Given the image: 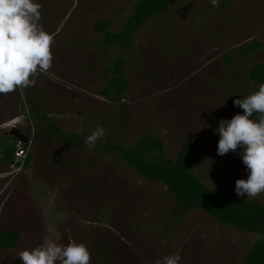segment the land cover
<instances>
[{
    "label": "rangeland",
    "instance_id": "1",
    "mask_svg": "<svg viewBox=\"0 0 264 264\" xmlns=\"http://www.w3.org/2000/svg\"><path fill=\"white\" fill-rule=\"evenodd\" d=\"M136 1L38 0L44 29L61 28L52 53L71 41L80 53L68 45L75 63L69 68L85 73L71 78L69 92L68 81L58 75V90L52 89L66 112L45 102L51 87L42 75L33 87L0 95V135L12 125L34 134L30 168L12 167L13 162L3 173L0 163V229L20 235L15 247L0 248V264H23L21 250L57 234L65 244L69 238L85 243L91 264H154L173 253L181 256L179 264H243L260 237L221 225L198 209L175 219V198L163 184L139 176L111 150L89 149L85 139L97 126L105 130L99 147L107 140L131 147L151 134L164 141L170 159L191 141L197 147L193 171L204 185L264 203V194L237 195L236 181L249 175L239 155L243 149L219 155L216 131L221 119L243 114L234 101L255 91L248 72L264 63V0H219L218 7L210 0H179L147 21L130 48L105 45L94 23L109 19L111 31L119 32ZM252 41L260 42V49L244 55ZM87 52L92 71L84 69ZM117 58L131 91L112 103L96 90L110 80ZM54 64L51 69L63 70ZM37 94L50 120L76 138L54 136L32 114Z\"/></svg>",
    "mask_w": 264,
    "mask_h": 264
},
{
    "label": "trees",
    "instance_id": "2",
    "mask_svg": "<svg viewBox=\"0 0 264 264\" xmlns=\"http://www.w3.org/2000/svg\"><path fill=\"white\" fill-rule=\"evenodd\" d=\"M177 1L179 0H137L132 13L119 32L111 31L112 21L109 19L97 20L94 29L103 36L105 45L128 49L147 21L163 14ZM260 47V42L252 41L245 46L244 55L254 53ZM248 74L254 90L257 91L259 85L264 83V63L252 66ZM130 91V83L123 71V60L117 58L114 61L110 80L98 89V95L115 103ZM39 111L40 108L33 109L32 113L38 114ZM43 120L47 122L54 136L76 138L51 123L46 116H43ZM17 141L16 139L5 152L3 159L6 162L14 160ZM94 149L117 153L139 176L163 184L175 198V219L189 210L198 209L213 217L221 225L232 226L244 233L258 234L260 237L248 249L242 261L243 264H264V203L258 199L243 200L204 185L201 178L193 171L197 157V147L193 142H185L175 159L166 157L164 141L151 134L142 135L131 147L107 140V144L102 143L100 147L96 142ZM30 163L29 155L24 167L29 168ZM19 240L20 235L15 230L0 229V248H13Z\"/></svg>",
    "mask_w": 264,
    "mask_h": 264
},
{
    "label": "clouds",
    "instance_id": "3",
    "mask_svg": "<svg viewBox=\"0 0 264 264\" xmlns=\"http://www.w3.org/2000/svg\"><path fill=\"white\" fill-rule=\"evenodd\" d=\"M210 2L219 6V0ZM41 9L38 0H0V95L35 86L36 77L48 74L52 67L54 37L40 23ZM234 103L243 114L221 119L216 129L220 136L217 152L225 155L242 147L239 155L249 175L236 181L235 191L240 197H257L264 194V83ZM104 135L105 130L97 126L85 139L86 146L94 148ZM61 240L58 234L55 239L46 238L35 247L21 250L18 257L23 264H91L85 243L69 238L65 244ZM180 260L179 253H173L154 264H179Z\"/></svg>",
    "mask_w": 264,
    "mask_h": 264
},
{
    "label": "crops",
    "instance_id": "4",
    "mask_svg": "<svg viewBox=\"0 0 264 264\" xmlns=\"http://www.w3.org/2000/svg\"><path fill=\"white\" fill-rule=\"evenodd\" d=\"M49 21H51V20H46V22L48 23ZM61 24L59 25L60 27L62 26H65L66 25V23L63 25L62 24V20H61V22H60ZM59 29H61V28H59ZM59 29H57L56 31H53L51 34L53 35V37L55 38L56 37V35H58L59 34V32L61 31H59ZM66 38V37H65ZM67 40H68V38H66ZM72 42L70 41V43L68 44L70 47H73V46H71L70 44H71ZM53 45H56V42H54V44ZM68 45L66 44V41H63V46H62V50L64 51V53L66 54H64L63 53V51H61V50H59V49H54V54H53V56L55 57L54 59H53V61H55V66L58 68L59 66H61V68L63 69L62 71H60V70H53V69H51V71L49 70V73L48 74H40V75H42V78L44 77V78H46L47 80H48V83L50 84V87H51V89H50V91H45V97H48L47 99H46V101L45 102H48V99L51 101V102H54V104H53V107H56V108H63L64 109V112H66V110L65 109H67L66 107H67V105L66 104H63V105H61V104H59V103H57L59 100H57V96L58 95H55V94H57V92L58 91H55V90H58L57 89V87H59L58 86V81H60V76H58V75H61V77H63V78H65L68 82H66L67 83V87H65V90L64 91H66V89H67V92H69V91H71L72 89L69 87V86H72L73 84L71 83V82H73L72 81V77L73 78H75L74 76H77V74H84L85 72H82V70L81 69H79V67H78V69L80 70L79 72H77V71H74L73 69H71V68H69V66H70V64H69V62H71V65L73 66V67H75V63L74 64H72V61H73V59L71 58V53L68 55L67 53H68ZM65 46V47H64ZM81 46V45H80ZM89 46H90V54H93L94 53V51H92L93 50V48H92V46H93V44H90L89 43ZM69 47V48H70ZM83 47H85V48H89L88 47V44L86 45V43H84V46ZM82 47V51H83V48ZM66 48V49H65ZM74 48V47H73ZM72 49V48H71ZM74 49H76V48H74ZM85 50V49H84ZM76 51H77V49H76ZM86 51V50H85ZM84 52V51H83ZM77 53L79 54L80 52L79 51H77ZM90 54H89V52H87V54H84V59L82 60V58H79V60H78V62L79 61H85V62H83L84 64H85V71L87 70V71H89V70H91L92 71V69H90L91 67V65H90V63L89 62H87L86 60H88L89 58V56H90ZM65 55V58L63 59L62 57ZM77 56V55H76ZM73 57V56H72ZM71 58V59H70ZM63 59V60H62ZM60 60V63L58 62ZM71 60V61H70ZM87 63V64H86ZM53 65V66H54ZM81 68V67H80ZM84 71V70H83ZM90 71V72H91ZM54 72H55V74H54ZM60 72H64L63 74L62 73H60ZM79 79H80V77H79ZM61 85V84H60ZM61 86H63V85H61ZM64 87V86H63ZM101 87H103V86H99V88H101ZM52 88H56L55 90L54 89H52ZM99 88H97V93H98V89ZM20 90V89H19ZM84 90V89H83ZM80 93V92H79ZM52 96H54L55 98H52ZM99 96V95H98ZM101 97V96H100ZM102 99L104 98V97H101ZM34 108H32V110L33 109H41V111H39L38 112V114H33L38 120H43V116H46L48 119H49V121L51 122V123H54V124H56L55 122H53V121H51L50 120V116L49 115H46L45 114V112H44V110H43V98H42V95L41 94H37V95H35V98H34ZM79 102V101H78ZM57 103V104H56ZM68 104H71V103H68ZM32 110H31V112H32ZM44 121V120H43ZM47 123V122H46ZM56 125H58V124H56ZM25 135H27L23 130H21V128H19V126L17 125V128H15V129H13V130H10L9 132H6V133H3V135H0V163L1 164H3V165H5L3 168H1L2 170H3V173H7V167L8 166H6V165H11L13 162H14V160H15V158H14V160L13 161H11V162H6L4 159H3V157H4V154H5V152L6 151H8L9 149H10V145L11 144H14V142L16 141V139L18 140L19 138H18V136L19 137H21V138H25ZM4 137H5V139H4ZM10 137V138H9ZM6 138H9L10 140H6ZM30 156H31V162H32V159H33V152H31L30 153ZM30 165H31V163H30ZM29 168H30V166H29ZM6 185V184H5ZM2 186H4V185H2Z\"/></svg>",
    "mask_w": 264,
    "mask_h": 264
},
{
    "label": "built area",
    "instance_id": "5",
    "mask_svg": "<svg viewBox=\"0 0 264 264\" xmlns=\"http://www.w3.org/2000/svg\"><path fill=\"white\" fill-rule=\"evenodd\" d=\"M18 120V119H17ZM20 122V119L18 120ZM13 127V125H12ZM34 141V134L32 133L31 136H26V139L24 141L18 140L16 143V150H15V160L12 167L17 166L18 169H22L24 167V163L29 157L31 153V147L33 145Z\"/></svg>",
    "mask_w": 264,
    "mask_h": 264
},
{
    "label": "water",
    "instance_id": "6",
    "mask_svg": "<svg viewBox=\"0 0 264 264\" xmlns=\"http://www.w3.org/2000/svg\"><path fill=\"white\" fill-rule=\"evenodd\" d=\"M18 138H19L20 140H22V141H24V140H25V138H21V137H19V136H18Z\"/></svg>",
    "mask_w": 264,
    "mask_h": 264
}]
</instances>
